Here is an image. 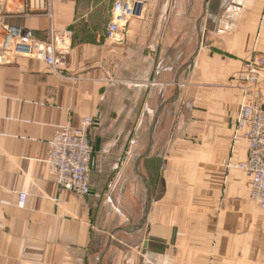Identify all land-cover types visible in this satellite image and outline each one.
Masks as SVG:
<instances>
[{"label": "crops", "instance_id": "0c3cea01", "mask_svg": "<svg viewBox=\"0 0 264 264\" xmlns=\"http://www.w3.org/2000/svg\"><path fill=\"white\" fill-rule=\"evenodd\" d=\"M141 1L113 38V0L0 2L3 22L64 53L54 69L4 52L0 30V264H264V210L233 167L248 156L235 126L255 93L237 76L264 55V0ZM85 117L81 195L46 158Z\"/></svg>", "mask_w": 264, "mask_h": 264}, {"label": "built area", "instance_id": "2783aa9c", "mask_svg": "<svg viewBox=\"0 0 264 264\" xmlns=\"http://www.w3.org/2000/svg\"><path fill=\"white\" fill-rule=\"evenodd\" d=\"M141 0H114L112 20L107 26L106 35L113 38L126 23L143 13ZM0 30L3 31L4 52L23 56L43 58L52 68L63 62L64 53L59 52L55 42L37 39L34 32L3 22L0 15ZM264 55L255 52L237 76L244 82L247 93H255L254 98H247L242 103L237 116L235 137L246 141L248 156L246 160L233 165L246 172L252 183L251 198L264 210V101L258 96L256 87L262 77ZM95 120L85 117L79 127L66 125L56 130L49 144L46 163L51 176L61 187L81 195H88L90 172L93 164V146L89 131ZM26 192L20 194L24 204Z\"/></svg>", "mask_w": 264, "mask_h": 264}, {"label": "water", "instance_id": "95a60500", "mask_svg": "<svg viewBox=\"0 0 264 264\" xmlns=\"http://www.w3.org/2000/svg\"><path fill=\"white\" fill-rule=\"evenodd\" d=\"M150 206H151V196L148 198L147 205H146V208L144 210L143 217L140 220L138 228H140L141 226H143L146 223L147 216H148V213H149V210H150Z\"/></svg>", "mask_w": 264, "mask_h": 264}, {"label": "rangeland", "instance_id": "374dc122", "mask_svg": "<svg viewBox=\"0 0 264 264\" xmlns=\"http://www.w3.org/2000/svg\"><path fill=\"white\" fill-rule=\"evenodd\" d=\"M1 1H3V0H0V2ZM113 2H114V0H113ZM112 9H113V5H112ZM0 15H3V14H1L0 13ZM2 50H3V48H2ZM261 55V54H260ZM261 74H262V77H261V79H260V82H259V84L256 86L257 88H258V93H260L261 92V82H262V79H263V77H264V66H263V69H262V71H261ZM260 98V97H259ZM261 99V98H260ZM241 107V106H240ZM89 133H90V131H89ZM239 169V168H238ZM263 210V209H262Z\"/></svg>", "mask_w": 264, "mask_h": 264}, {"label": "bare ground", "instance_id": "6f19581e", "mask_svg": "<svg viewBox=\"0 0 264 264\" xmlns=\"http://www.w3.org/2000/svg\"><path fill=\"white\" fill-rule=\"evenodd\" d=\"M2 16V15H1Z\"/></svg>", "mask_w": 264, "mask_h": 264}]
</instances>
